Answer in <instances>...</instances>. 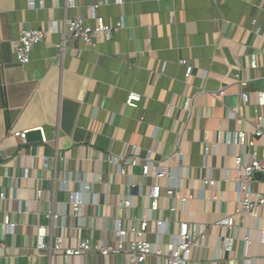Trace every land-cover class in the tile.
I'll return each mask as SVG.
<instances>
[{
    "label": "crops",
    "instance_id": "crops-1",
    "mask_svg": "<svg viewBox=\"0 0 264 264\" xmlns=\"http://www.w3.org/2000/svg\"><path fill=\"white\" fill-rule=\"evenodd\" d=\"M95 16L111 31L94 47L51 31L73 17L93 26ZM23 29L47 35L21 66L12 42ZM181 61L193 69L186 82ZM262 90L264 0H0V264H125L122 254L39 251L37 230L46 228L47 247L56 240L62 249L81 240L115 246L117 229L128 242L130 228L149 216L145 239L153 246L168 243L176 222L204 226L192 264H264V208L236 217L235 229L216 226L237 205L235 134L255 143L245 161L254 151L261 156L253 133L255 109L264 116L256 107ZM129 92L140 96L135 109L125 104ZM38 129L45 142L11 136ZM131 155L138 165L120 174L117 161ZM147 158L166 173L154 212L147 195L155 180L152 171L142 174ZM203 179L212 184L204 188ZM253 182L264 190L263 179ZM169 188L189 199H167ZM72 197L83 202L78 216ZM5 217L13 232L2 226ZM156 220L169 225L160 231ZM223 239L231 240L229 251L219 249Z\"/></svg>",
    "mask_w": 264,
    "mask_h": 264
},
{
    "label": "built area",
    "instance_id": "built-area-1",
    "mask_svg": "<svg viewBox=\"0 0 264 264\" xmlns=\"http://www.w3.org/2000/svg\"><path fill=\"white\" fill-rule=\"evenodd\" d=\"M32 6L33 2L30 3ZM96 7V6H95ZM255 25V24H254ZM256 26V25H255ZM51 31L54 33H60L62 35L63 42H74L80 41L87 45L88 47H94V40L98 36L109 37L111 27L106 24L104 18L94 17V25H89L86 20L82 17H73L66 21L65 27L58 29V26L54 23L51 27ZM47 35V31L29 29L19 32L17 38L12 42V48L15 55L16 63L18 65L24 66L30 62V54L32 49L37 44L43 42ZM250 65L252 69L256 68V55L250 56ZM180 64L185 67L184 82H186L192 74V67L188 65L186 61H181ZM257 108L264 107V90L257 91ZM242 103H249V94L247 92L241 95ZM140 100V96L135 92H129L125 99L126 106L135 109L137 103ZM190 106L189 99L185 100L184 109H188ZM235 112L230 113V116H234ZM255 128L254 137L261 141L260 149L261 156L258 157L256 152L250 154V162L245 161L247 157V149L253 148L255 143L253 141H248L246 135L243 131L235 134L233 143L242 149L241 156L236 157L234 162V171L236 178L233 181L235 192L238 196L237 205L234 213L232 215H227L220 221L216 223L218 227H226L229 230L235 229V218L252 215L255 210L259 208H264V190L258 192L254 189L253 176L255 173H264V116L257 113L255 109ZM243 119L237 118L236 123L242 124ZM42 138V142H45L43 136V131L38 129ZM28 131L23 132H12L11 136L18 137L22 141H25V137ZM207 152V149H206ZM117 165L120 167V174H125V168L135 167L138 165V159L131 155L130 157H122L117 161ZM152 171L155 184L150 188L147 198L150 201V212L157 211L158 201L161 199V194L159 191V186L157 182L163 180L166 177V173L158 166H154L150 159L147 158L142 164V174L143 176L149 175ZM202 185L204 188L212 184L211 180L203 179ZM134 188L133 185L130 189ZM165 196L170 200H179L184 204L189 198H182L177 189H167ZM0 199H5V194L2 192L0 194ZM222 197H212V201H220ZM71 208L74 215H79L83 202L78 198L72 197ZM121 209H128L129 203H124L120 206ZM169 213H175V207L168 209ZM46 217L49 219H56L57 215H53L52 212L46 213ZM140 226L138 229L131 227L129 232L132 234L133 239L126 242L124 236L126 231L118 230V243L115 246H98L88 240H81L77 249H62L60 242L56 240L50 247L45 246L42 243L43 238L47 236V230L44 227H39L37 230L38 244L36 249L39 251H48L50 248L52 250L62 251L64 255L78 256L87 253H101L104 255L108 254H122L125 256V264H192L193 261H198L199 251L201 249L200 240L205 236V228L203 225L195 223L186 222H176L174 232L171 234V238L165 245L158 243L153 246L149 241L145 239L147 235V229L150 222H152L151 217H143L140 219ZM160 231H163L169 224L164 220H156L154 222ZM5 230L14 231L15 225H10L8 218L5 217L4 225ZM261 241L264 243V231L261 233ZM246 247L250 244L247 237L243 239ZM230 239H223L220 243L219 249L222 251L230 250ZM0 248H3V244L0 242Z\"/></svg>",
    "mask_w": 264,
    "mask_h": 264
},
{
    "label": "water",
    "instance_id": "water-1",
    "mask_svg": "<svg viewBox=\"0 0 264 264\" xmlns=\"http://www.w3.org/2000/svg\"><path fill=\"white\" fill-rule=\"evenodd\" d=\"M37 137L38 141L41 140L40 133L39 132H34V133H29L26 135V141H30L31 138ZM254 179H263L264 180V173H255L253 176Z\"/></svg>",
    "mask_w": 264,
    "mask_h": 264
}]
</instances>
